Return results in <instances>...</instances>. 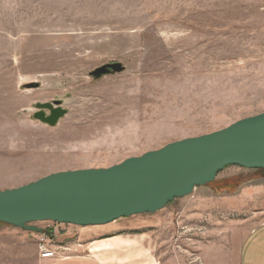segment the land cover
<instances>
[{
    "label": "rangeland",
    "instance_id": "1",
    "mask_svg": "<svg viewBox=\"0 0 264 264\" xmlns=\"http://www.w3.org/2000/svg\"><path fill=\"white\" fill-rule=\"evenodd\" d=\"M114 63L124 72L92 76ZM53 101L68 111L56 127L33 117ZM262 113L264 0H0V192ZM130 219L159 237L160 264H239L264 224V172L230 166ZM31 225L41 232L0 223V264H47L42 245L53 259L86 245L85 227Z\"/></svg>",
    "mask_w": 264,
    "mask_h": 264
},
{
    "label": "water",
    "instance_id": "2",
    "mask_svg": "<svg viewBox=\"0 0 264 264\" xmlns=\"http://www.w3.org/2000/svg\"><path fill=\"white\" fill-rule=\"evenodd\" d=\"M122 72L124 67L114 63L97 68L92 76L100 79ZM36 108L34 119L50 127H56L68 113L62 101L38 103ZM230 166L264 172V113L109 168L58 172L2 191L0 223L41 232L31 224L94 227L155 214L192 195L196 188L213 183Z\"/></svg>",
    "mask_w": 264,
    "mask_h": 264
},
{
    "label": "crops",
    "instance_id": "3",
    "mask_svg": "<svg viewBox=\"0 0 264 264\" xmlns=\"http://www.w3.org/2000/svg\"><path fill=\"white\" fill-rule=\"evenodd\" d=\"M136 223L123 218L103 226L85 227V246L77 252L48 260L47 264H160L159 237L136 229ZM239 264H264V224L244 239Z\"/></svg>",
    "mask_w": 264,
    "mask_h": 264
},
{
    "label": "built area",
    "instance_id": "4",
    "mask_svg": "<svg viewBox=\"0 0 264 264\" xmlns=\"http://www.w3.org/2000/svg\"><path fill=\"white\" fill-rule=\"evenodd\" d=\"M41 253L43 259H53L55 258L56 252L53 251L51 248H45V245H42L41 247Z\"/></svg>",
    "mask_w": 264,
    "mask_h": 264
},
{
    "label": "flooded vegetation",
    "instance_id": "5",
    "mask_svg": "<svg viewBox=\"0 0 264 264\" xmlns=\"http://www.w3.org/2000/svg\"><path fill=\"white\" fill-rule=\"evenodd\" d=\"M47 115H50V112Z\"/></svg>",
    "mask_w": 264,
    "mask_h": 264
},
{
    "label": "bare ground",
    "instance_id": "6",
    "mask_svg": "<svg viewBox=\"0 0 264 264\" xmlns=\"http://www.w3.org/2000/svg\"><path fill=\"white\" fill-rule=\"evenodd\" d=\"M172 53V52H171Z\"/></svg>",
    "mask_w": 264,
    "mask_h": 264
}]
</instances>
